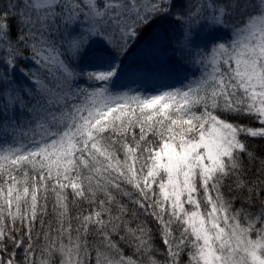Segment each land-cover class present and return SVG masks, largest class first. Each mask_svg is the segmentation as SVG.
I'll use <instances>...</instances> for the list:
<instances>
[{"label": "snow or ice", "instance_id": "6c2138e0", "mask_svg": "<svg viewBox=\"0 0 264 264\" xmlns=\"http://www.w3.org/2000/svg\"><path fill=\"white\" fill-rule=\"evenodd\" d=\"M253 139L264 0H0V264H264Z\"/></svg>", "mask_w": 264, "mask_h": 264}, {"label": "trees", "instance_id": "16d2710c", "mask_svg": "<svg viewBox=\"0 0 264 264\" xmlns=\"http://www.w3.org/2000/svg\"><path fill=\"white\" fill-rule=\"evenodd\" d=\"M202 28L203 26L199 30H202ZM199 30H197V35L199 34ZM222 35L223 33L220 32L219 30L208 31V32H205L204 30L203 43L206 46L212 42H215ZM250 142L252 144V147L256 150L257 154L264 153V141L259 140V139H253ZM237 207H239V204H237Z\"/></svg>", "mask_w": 264, "mask_h": 264}, {"label": "rangeland", "instance_id": "374dc122", "mask_svg": "<svg viewBox=\"0 0 264 264\" xmlns=\"http://www.w3.org/2000/svg\"><path fill=\"white\" fill-rule=\"evenodd\" d=\"M203 36H204V30L202 28V30H199V34L196 36V42L198 44L204 45ZM187 76L191 79L192 78V72H188ZM168 83L174 85L175 87L181 86L179 80H170V81H168ZM185 83H187V81H185Z\"/></svg>", "mask_w": 264, "mask_h": 264}]
</instances>
